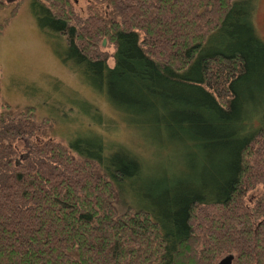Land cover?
<instances>
[{"label": "trees", "instance_id": "1", "mask_svg": "<svg viewBox=\"0 0 264 264\" xmlns=\"http://www.w3.org/2000/svg\"><path fill=\"white\" fill-rule=\"evenodd\" d=\"M93 1L84 15L74 0L30 5L83 82L166 155L161 188L143 199L131 179L145 166L128 148L82 131L64 142L32 106L4 102L0 264H214L225 253L264 264V40L253 1ZM20 3L0 0L10 6L0 29ZM197 155L208 179L181 187L176 157Z\"/></svg>", "mask_w": 264, "mask_h": 264}, {"label": "rangeland", "instance_id": "2", "mask_svg": "<svg viewBox=\"0 0 264 264\" xmlns=\"http://www.w3.org/2000/svg\"><path fill=\"white\" fill-rule=\"evenodd\" d=\"M20 1L15 15L0 29V106L4 102L19 107L32 106L36 119H51L52 137L64 142L77 136L88 138L82 132H89L101 135L109 149L121 145L128 148L145 166L131 182L146 201L161 188L157 186L153 190L152 186L161 184L159 175L162 171H156L165 162L158 158L166 155L156 156L153 143L146 141L145 131L128 125L102 95L83 82L81 73L73 68L75 63L62 58L65 57L66 46L61 37L39 27L31 10V0ZM243 1L250 10L249 0ZM252 1L251 22L257 35L264 40V0ZM89 2L94 1L74 0V6L84 15ZM98 7L101 8L100 5ZM9 8L0 10V22L8 15ZM107 48L111 50V46ZM108 63L111 64V60ZM24 140L20 138L16 141L21 149ZM176 158L175 166L183 172L179 176L181 187H188L185 184L188 180L199 183L201 179H208V173L202 166L210 163L208 159L201 161L198 155ZM258 189L259 186L249 195L255 194ZM130 200L128 194L117 195L120 203ZM136 201L144 204L142 199Z\"/></svg>", "mask_w": 264, "mask_h": 264}, {"label": "water", "instance_id": "3", "mask_svg": "<svg viewBox=\"0 0 264 264\" xmlns=\"http://www.w3.org/2000/svg\"><path fill=\"white\" fill-rule=\"evenodd\" d=\"M101 43L104 44V38H102ZM233 254L225 253L220 256L214 264H231L232 263Z\"/></svg>", "mask_w": 264, "mask_h": 264}]
</instances>
